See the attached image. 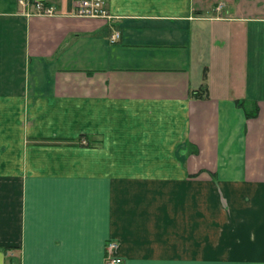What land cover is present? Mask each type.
Returning <instances> with one entry per match:
<instances>
[{"label":"crops","instance_id":"1","mask_svg":"<svg viewBox=\"0 0 264 264\" xmlns=\"http://www.w3.org/2000/svg\"><path fill=\"white\" fill-rule=\"evenodd\" d=\"M18 1L0 0V264H105L111 240L123 264H264V0H107L111 21Z\"/></svg>","mask_w":264,"mask_h":264},{"label":"built area","instance_id":"2","mask_svg":"<svg viewBox=\"0 0 264 264\" xmlns=\"http://www.w3.org/2000/svg\"><path fill=\"white\" fill-rule=\"evenodd\" d=\"M20 6L25 10L30 7L32 2L30 0H19ZM224 7L223 3L217 6V11H221ZM34 12L27 13L26 15L38 16H55L57 15L56 7L42 2L33 3ZM75 16L90 19H103L111 21L114 16L111 15L107 8V0H77L75 4ZM121 40V32L118 30L113 31L110 37V43L116 44ZM118 243L117 241H109L106 245L105 264H123V258L117 254Z\"/></svg>","mask_w":264,"mask_h":264},{"label":"trees","instance_id":"3","mask_svg":"<svg viewBox=\"0 0 264 264\" xmlns=\"http://www.w3.org/2000/svg\"><path fill=\"white\" fill-rule=\"evenodd\" d=\"M208 76L207 70L205 69L203 74V83L199 90L193 91L191 93L192 97L195 99H207L208 98V84H207ZM237 105L244 109L247 118L254 119L259 114V107L256 102H250L246 100H237ZM89 136L82 134L77 139H68V140H43L45 142H52V143H61L65 145H72V146H80V147H91V143L89 142Z\"/></svg>","mask_w":264,"mask_h":264}]
</instances>
